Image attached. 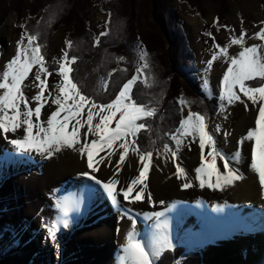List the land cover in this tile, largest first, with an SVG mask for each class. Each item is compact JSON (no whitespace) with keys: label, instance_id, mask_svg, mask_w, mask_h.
<instances>
[{"label":"rangeland","instance_id":"374dc122","mask_svg":"<svg viewBox=\"0 0 264 264\" xmlns=\"http://www.w3.org/2000/svg\"><path fill=\"white\" fill-rule=\"evenodd\" d=\"M37 1L41 0H0V41L2 42V44L0 43V48L3 50L0 54V71H2L4 64L15 55L17 41L20 40L22 32L25 31L24 28L20 27V25L25 26L30 24L33 25V28H43L42 32L39 31V38L44 44L43 52L46 53L45 61L58 64L61 61L63 52L65 50L68 52L69 48L65 45L66 40L71 41V44L74 45L73 37L76 38L77 35L80 36L81 33L84 34V29L87 28L90 33H94V36H99L101 32H104L106 28H108L109 23L113 19L114 29L117 30L120 25L122 26V24L126 25V27L121 31L122 33L116 32L117 37L121 38V36H124V40H122L119 46L117 45L111 47V49H113V53H116L115 57H113L115 65L112 68L109 66L110 70L109 68L107 69L109 70L108 73L111 72V76H113L116 70L125 71L126 68H128V65H131L136 69L141 64L138 59L137 46L146 49L150 58L149 68H147L146 71H149L154 67L155 71L158 72V75L164 77L166 75L168 78L167 81L171 82L170 91H168L167 95L168 104L171 103L172 105L169 104L170 107H173L174 105L178 108L179 115L178 118L173 121V130L167 131L166 133L175 132V129L179 126V120L182 117H187L189 111L197 113L195 111L197 109H192L191 105L197 104V108L198 106H202V101L208 104V111L204 113L207 124L206 130L214 134L217 146L225 153H234L236 151L234 148L239 145L238 141L240 140V137L246 134V129L248 127L254 126L255 109H253L251 101H248L242 93H239L241 101L247 103L248 110H245L244 103H241V101H235L230 105L227 101H224V108L223 110L220 109V101L217 99L219 94V81L223 78V72L227 70L228 62L222 57H219L213 62L210 71L206 72L205 69L206 62L211 58L213 53L217 51V49L214 48V43L221 47L226 44L229 45V56L238 54L241 50L240 46L231 45L230 38H239L242 30L245 33V46L261 43L259 39L254 38L253 34L258 32L261 26H264L261 23L264 22V0H72L70 5L68 4L66 6L67 14L62 15V17L57 20H55L56 18L48 19L42 12L39 10L36 11V9V13L34 15L26 14L28 11H25L23 16L20 15V17L18 14L13 12L12 7L15 5H21L24 9L25 7L31 8L40 3ZM109 3L114 9L113 15L106 11V4ZM55 5H57V2ZM77 13L78 19H75ZM81 15L85 18L84 20L79 18ZM32 17H35V19H32ZM106 21H109L107 25ZM224 22H228L229 25L223 26L221 23ZM172 36L175 37V40ZM75 41L80 43L77 39H75ZM24 43H27L26 39L24 40ZM185 47H187L186 51ZM73 49L75 52L80 53V50L76 49L74 46ZM70 53L71 52H68L69 57L71 56ZM174 55H176L179 60L177 68L173 66ZM169 56H171L172 65L170 63L168 65ZM119 57H123L124 59L119 60ZM85 60L86 57L82 59V63H84ZM184 61H186L187 64L183 66ZM163 62L167 63L163 64ZM127 63L129 64L127 65ZM46 66L48 67L47 64ZM182 66L185 75L179 70V67ZM35 71L36 68L34 67L22 86V91L25 97L30 101L31 97L38 91V89L34 86ZM50 73L51 74L48 76L46 83L50 89H54V86L60 82V77L57 71H52ZM151 75L152 72L150 71L148 74L149 80ZM187 75L193 80V83L189 81ZM108 77L109 76H105L104 74H99L97 80L103 85V82L107 81L108 85ZM205 79L209 82L208 85L204 84ZM138 80L147 81V76L145 75V71L143 69L142 74L138 77ZM209 92L211 93V98H209ZM194 93H199L200 95L203 94L205 97L201 96V101L197 103L194 101ZM55 94L56 92L53 90L52 95L54 96ZM181 97L186 101L183 106L177 103V99ZM206 98H209L210 100L207 101ZM30 107H34V103H30ZM54 109L55 106L53 105L51 110ZM49 113V106L48 104H45L42 108L41 119L44 120L46 118V114ZM172 115L173 114H170L169 112L167 117L171 118ZM154 116H156V114ZM247 120L248 122L251 121L250 125L246 124ZM113 123L115 124V121H113ZM217 125L220 127L219 133L215 132ZM155 129L156 128L154 126L151 130L154 132ZM225 132L227 133V136L224 135ZM6 135L8 139L16 138V136L19 135V130L16 134L9 133ZM1 137L0 157L6 159V162L3 163L0 160V200L5 203L7 202V207L0 214V229L3 230L0 232V264H53L52 262H57V259L60 257V253L56 246H58L63 252L62 258H64L66 255L65 252L68 250V247L65 246L67 240L75 237L78 238L82 235V230L90 226H98V224L104 220L99 217L92 219V216H95V214H101L93 208V205L88 210L83 209L80 204H76L67 216V219L69 220V227L64 228L66 233H64L61 237V244L56 245V241L55 243L52 242V244L49 243L47 233L45 230V233H43L42 230V227L45 225L41 227L38 224H35V221L37 222L38 218H34L41 214L44 215V218L48 217L49 220H52L53 217L57 218L60 216L57 208H55L54 212L50 214L49 210L52 204V198L61 191H63L64 196L65 193H69L72 187H74V191L77 194L80 184H82V182H86L87 180H77V178L72 175L68 177L67 181L64 179L63 181L61 180L58 182L53 188L51 196L50 194L45 193L44 190L38 189L40 196L45 199L44 203L47 204L46 206L36 205L32 210L35 213L33 212L34 214L31 216L32 218H29L25 208L28 207V204L35 205V196L30 188L40 184L41 181L46 182V177L48 178V175H44L41 179H25L24 177L29 175V170H31L32 173H35V171L41 172L42 169H44V165L47 164V161L40 159V157L37 158L35 155L32 156V154H21L15 152L12 145L4 139V136L2 135ZM167 137L170 139L169 135H167ZM150 142H154V140L151 139ZM248 143L250 147L251 142L248 141ZM2 144L4 147L1 146ZM160 147L161 148L156 149L140 148L141 151L153 152V156L149 160V164L151 163L152 166L155 167L156 171L162 172L163 174L167 169H170L172 172L176 170V165L178 164L183 167L188 174L194 172V170L189 171L188 169L194 164L192 159H199L200 156L198 137L183 138L182 144L177 152L175 162L173 161L171 152L165 154L163 152V145H160ZM170 148L175 150V146ZM114 149L115 153L111 157L113 165L115 164L117 153L119 152V149L115 145ZM207 150L208 149L206 147L205 155L207 154ZM131 155L136 154L133 153L130 148L129 153L126 154V160ZM136 159L138 161L136 170L133 175L129 176V178L139 175V169L143 166L139 162L138 158ZM105 160H107L106 156ZM98 162V171L101 168H108L105 166L104 161ZM207 163L208 160L206 159V164ZM94 166H96V162H94ZM216 166L222 167V162L217 160ZM110 168L114 169V167ZM13 169H16V173ZM16 174H18L19 177L16 176ZM148 175L149 174H146V176ZM144 183L148 182L145 181ZM118 184H120V182ZM22 187H24V189L28 187L30 200L23 201L25 192L21 191ZM93 188H96V194H103L97 186L93 185ZM2 190L4 191L2 192ZM142 193V197H144V199L141 201V207L136 209L132 208L133 211L131 214L133 219L137 212L143 213L146 211L144 210L145 207H143L142 204L147 200L148 196H145L146 190ZM147 194L151 195L153 199V204H149L151 208H159L164 205L163 203H158L157 200L155 203L153 190H148ZM73 196V192H70L67 195V198L71 199L69 201L71 203L72 201L74 202L75 196ZM13 197H16L18 200L11 206V198ZM97 197L98 196L95 198ZM101 198L102 196L98 197L99 200ZM169 199L171 200V198ZM102 200L107 205V208L111 209L110 202L107 200L106 196H104V199ZM205 201V199H201V201H197V203L176 201V208L174 209L171 208V206H167L166 210L170 207L166 214L169 226L168 229L171 233L170 239L172 240L173 247H175V244H177L176 241L179 236L182 235L181 241L183 240L185 242L184 245L187 251L197 248L203 249L204 255H206L203 264H221L218 263L215 258H211L212 252H217V250H213L211 248V241L214 237H211L210 235L217 231V229L209 226L205 236L201 233V230L197 226L199 222H197L196 215L199 214L198 216L201 217L199 220H206V217H208L206 221L207 224H215L217 222H221L223 218L228 217L226 223L229 224L232 219L231 215L235 214V211H231L233 204L226 205L220 209L211 210ZM124 202L125 201L122 200V206L126 209L130 206V204L126 202V206L124 205ZM149 206L148 209H150ZM95 207H100V203L97 202ZM259 207L260 206H257L255 208L258 209ZM253 209L248 215L249 222H252V224H255L256 222L257 224L256 220L261 219L257 226H262L264 230V215L259 216L257 212L258 210ZM113 210L111 211V214L116 215ZM160 211L163 212L162 210ZM102 217L105 218V216ZM117 219H119V221L116 225H114L113 222H108V224H110L113 228L115 239L112 240L110 244L102 242L107 245L105 246V253H107L111 264H117V260L119 259L115 257V253L116 251H121V247L125 240V234L132 228L130 220L125 221L123 216L118 218L117 215L114 219H112V221L116 222ZM121 219L126 224L125 228L123 225H120L119 227ZM144 219L146 218L142 214L139 222ZM97 221L100 223H97ZM150 221L155 222V219ZM172 221L177 222L179 227H174ZM26 222L31 231L28 230ZM204 225L205 222L202 226L204 227ZM233 225L234 223L232 222L228 231H231V228L235 227ZM97 228L99 227H96V229ZM152 230L151 228H147L144 234L150 233ZM135 231H137L136 228ZM90 234L91 237L88 240V244L92 247H96L90 243L93 239L92 233ZM44 239L48 242V244H50V246H45ZM12 243L14 245H12ZM254 243L257 244L256 241ZM80 251L81 253L88 252L87 250H83V246H81ZM88 255L89 253H87V259L82 258L78 264H104L105 262H108V260H105L104 258H101L98 261H92L96 259H88ZM262 255L264 256V251L262 252ZM222 256L229 258V261H226V264H237V257L231 255L228 250L225 253H222ZM244 256L246 259V252ZM263 261V258L261 259L258 256L254 257L255 264H262Z\"/></svg>","mask_w":264,"mask_h":264},{"label":"snow or ice","instance_id":"6c2138e0","mask_svg":"<svg viewBox=\"0 0 264 264\" xmlns=\"http://www.w3.org/2000/svg\"><path fill=\"white\" fill-rule=\"evenodd\" d=\"M108 23L109 21H106V25ZM261 23L264 25V22ZM20 27L25 26L20 25ZM107 34L106 28L100 36ZM39 35V32L27 30L22 32L16 44L15 55L4 64L0 71V135H3L4 139L12 145L15 152L21 154L35 152L45 158H51L55 153L67 148L78 151L81 157L86 156V168L90 171H82L79 175L98 186L111 205L118 211H122L131 221L132 228L125 234L119 264H158L163 253L173 249L168 232V221L163 219L165 212L144 213L147 219L155 218V223L150 233L139 237L135 231L136 221L131 216L133 210L131 208L122 209L119 199L122 197L123 201L129 204L141 202L144 199L141 193L146 187L144 183L148 169L146 161L153 156L152 151L140 150L137 134L141 130L150 129L144 121L146 118L153 117L156 109L137 103L132 95L133 86L142 74V69L149 68L148 52L137 46L138 59L141 64L135 69L136 74L123 83L115 98L110 102L97 103L93 97L82 94L77 83L70 77L73 71L70 65L75 62L76 57H69L66 50L56 69L60 82L54 86V89L49 88L46 81L51 73L46 66L42 46L37 43ZM253 36L261 43L245 46L243 30L239 38H230V44L238 45L241 49L234 56L228 55L229 45L221 47L214 43L217 51L206 62L205 71H210L213 62L222 57L228 63L227 70L223 72V78L219 81L217 99L220 101V109L223 110L224 101H227L229 105L235 101H241L239 93L251 101L255 109L254 126L246 129V134L240 137L238 144H243L244 141L251 142L248 167L258 178L261 198L264 199V26H261ZM98 43L99 38H96L94 46ZM65 45L71 48V41L66 40ZM118 59L123 60L124 58L119 57ZM34 67L36 68L34 86L38 91L30 101L25 97L22 86ZM111 75L110 72L108 76L111 77ZM152 82L155 83L154 77H152ZM103 83L104 90L107 91V81ZM208 83L205 79L204 84L208 85ZM53 90L56 92L54 96L52 95ZM209 98H211L210 92ZM30 103H34V107H30ZM177 103L183 106L186 101L181 97L177 99ZM241 103L244 102L241 101ZM45 104H48L50 113L42 120V108ZM53 105L55 109L51 110ZM244 107L248 110L247 103H244ZM113 121H115V127L110 128L109 125ZM81 129L84 131L82 132ZM206 129V116L189 111L187 117L179 120V126L175 132L166 133L174 142L175 150L165 143L163 152L165 154L171 152L175 162L183 138L198 137L200 156L199 166L194 168V179L199 182L201 188L207 186L210 189L223 190L244 178L239 169L232 167L233 164L240 163L242 153L240 149L234 153H225L217 146L214 134ZM18 130L19 135L16 138L8 139L6 134H16ZM215 132H220L219 125ZM224 135L227 136V133L225 132ZM114 145L119 149L117 153L119 159L113 165L111 157L115 153ZM206 147L208 150L205 155ZM130 148L143 166L139 169V175L117 189L119 181L115 177L120 172L122 162L125 161ZM100 152H105L107 157V160L105 157H100V161H104L106 167L115 169L106 179L98 178L96 175L99 162H96L94 167V154ZM217 160L222 162V170L216 168ZM212 177H215L214 181ZM176 178L183 179L184 182L181 184L183 189L193 186L186 170L178 164L176 165ZM137 186L141 187L137 190ZM87 190L93 195L97 191L93 187ZM133 192L135 195H132ZM147 201L153 204L151 195H148ZM55 207L59 210L60 216L46 224L47 239L52 240L53 243L56 241L58 232L69 227L67 216L74 206L69 201L57 200ZM176 264H180V261Z\"/></svg>","mask_w":264,"mask_h":264},{"label":"bare ground","instance_id":"6f19581e","mask_svg":"<svg viewBox=\"0 0 264 264\" xmlns=\"http://www.w3.org/2000/svg\"><path fill=\"white\" fill-rule=\"evenodd\" d=\"M47 115L48 114H46V116ZM246 124L250 125L251 121L248 122V120H247ZM114 126H115L114 123L109 125L110 128H113ZM81 131L83 132L84 129H81ZM1 136L2 135H0V140H2ZM1 146L4 147L3 144ZM248 147H249L248 141H244L243 144H239L234 148L236 150L240 149L242 156H241L240 163L233 164L232 167L239 169L240 173L243 175L244 178L234 182V184L232 186H227V187L223 188V190H214V189L208 188L207 186L201 188L199 186V182L195 181V179H194V176H195L194 172L191 174L187 173L189 180L192 181V183H193V186L188 188V189H183L181 187V184L184 181H183V179H177L176 178V170L171 172L170 169H167L162 174V172L156 171L155 167H153L151 163L149 164V161H146L148 163L147 174H149V175L146 176V179H145V181L148 182V183H145V185H146V187H145V190H146L145 194L146 195L145 196H148L147 192H148V190L151 189V190H153V193H154L153 195L155 196V198L153 197L155 200V203H156V200L158 201V203H161V201H162L164 205H162V207H159V208H151L149 206L148 201L147 200L144 201L142 206L145 207L144 210H146V211H144L143 213L137 212L134 216V219L136 221L135 228L137 230L136 232L138 233V236L143 237L145 230L147 228H149V229L151 228V230H152L153 225L155 223L154 221H150L152 219L154 220L155 218H152V219L146 218L143 221L139 222L142 214L151 213L153 211H160V210H162L163 212L166 213L167 210L170 208L169 207L166 210L167 206H171V208H173V209L176 208V201L185 202V203H187V202L197 203V201L200 202L201 199H205L206 204L208 205V207L211 210L220 209V208L225 207L226 205L233 204L232 210H231L232 212L235 211V214L233 217V219H235V220L233 222H236L235 225H238L240 223H242V225L238 230L234 228L233 232L224 231L223 227H220V229L215 232V239H213L211 241V248L213 250H217V252H214V253L212 252L211 258H215L218 263L226 264V261H229V258L222 256V253H225L228 250L231 255H233L234 257H237V259H238L237 264H255L254 256L256 255V253L261 255L260 257L264 259L262 252H260L258 249V247L262 243H264V240H262L263 235H264L263 227L257 226L256 227V233H251L249 235H243L244 232H247L248 229L252 228L250 226L249 217H248L250 211L257 206H260L258 209L255 208L253 210H259L260 209L264 212V199L261 198V190H260L259 180L248 167V165L250 164V149H249L250 147L249 148ZM234 149H233V152H234ZM105 151H107V150H105ZM30 154H32V156L35 155L37 158L40 157V159L46 160L47 164L44 165V169H42L41 172L35 171V173H32L31 170H29V175L25 176L24 178L25 179H32V178H40L41 179L46 174L48 175V178L46 177V180H47L46 182L41 181L40 184L36 185L37 187L34 186V187L30 188L33 191L34 196H35V201H34L35 205H29L28 204L27 208L24 207L29 218L35 213L32 210H33V208H35L36 205L37 206H40V205L46 206V204H47V203H44L45 199L40 196L38 189L44 190L45 193H48L51 196L53 188L61 180L63 181L65 179L67 181L68 177H70L72 175H74V177L77 178V180L86 179L84 177H81L79 175V173L82 171H86V170L90 171L89 169L86 168V159H87V158H85L86 156L81 157V155L78 151H73L72 149H62L59 153H55L54 156L51 158H45V157H43V156H41L35 152L30 153ZM100 157H105V152H100L98 154H94V162L100 161ZM136 158H138L136 155H131L128 157L127 160L125 159V161L122 162L121 170L116 175V179L120 182V184L117 185V189H119V187L121 185L126 184L131 179V178H129V176L133 175L134 171L136 170V166H137V162H138ZM118 159H119V156L117 154L116 160H118ZM192 161L194 162V164L188 169L189 171H192V170H194L195 167L199 166V159L193 158ZM216 168L219 170H222L221 166H216ZM13 170H15V173H16V169H13ZM114 170L115 169L110 168V167L104 168V169L101 168L99 171H97L96 175L98 178L106 179L111 175V173ZM69 174H71V175H69ZM16 176H18V174H16ZM212 179L214 181L215 177H212ZM86 180H87L86 182H82V184H80V187H78L77 194L74 191V187H72L70 189L69 193L73 192L74 196L76 194V197H78L84 186L92 187L93 182L89 181L88 179H86ZM63 183H65V182H63ZM29 185H31V184H29ZM139 187H141V186H137V190ZM97 188H99V187L97 186ZM28 190H29L28 187L26 189H24V187H22V189H21V191L25 192V196L23 198V201L30 200L29 195H28ZM3 191L4 190H2V192ZM69 193H65L63 196V191H61L59 194H57L56 196H54L52 198V204L50 202V204H51V207L49 210L50 214H52L54 212V209L56 208L55 205H56L57 200H67V201L71 200L70 198L69 199L67 198V195ZM95 195L91 194L89 191H85L83 196H82L83 197L82 199H84V200L78 201V203H76V204H78V205L80 204L83 209H88V210L93 205V208L98 213H101V214H99V215L95 214V216H92V219L99 217V218H102L104 221L101 223L99 221H97V223H100V224H98V226H90V227H87L86 229L82 230L83 233L78 238L75 237V238H71V239L67 240V242L65 243V246L68 247V250H67V252H65L66 255L64 256V258H62L63 252L59 249L58 246H56L59 253H60V257L57 259V262H52L50 260L53 264H78V262L81 261L82 258L87 259V253H89L88 259H96V260H92V261H98L99 259L104 258L105 260H108V262H105V263L103 262L104 264H111V261H109V257L107 255V253H105V251H106L105 246H107L106 244H110L111 241L115 239V236L113 234V228L110 224H108V222H111V223L113 222L114 225L118 224L119 219H117L116 222L112 221V219H114V217L117 215H118V218L120 216H123L125 221H128L129 219H128L127 215L122 214L123 213L122 211H118V210L114 209V207L111 205V203H110L111 209L107 208V205L102 200V199H104V195H102V198L100 200L98 199V197L95 198L96 197ZM132 195H135V192H133ZM141 195H143V193H141ZM169 198H171L172 201ZM119 199L121 201V206H122L123 198L119 197ZM17 200L18 199H16V197L11 198V206ZM97 202L100 203V207L96 208L95 205L97 204ZM124 205L127 206L126 201L124 202ZM148 206L150 207V209H148ZM140 207H141V202H133L127 208L136 209V208H140ZM235 208H237V209H235ZM122 209H124L123 206H122ZM112 210L116 213V215L111 214ZM70 212L68 213V215L70 214ZM258 215L261 216V214H259V213H258ZM102 216H105V218H103ZM131 216H132V214H131ZM37 218H38V220H37V222L35 221V224H38L41 227L43 225H45V226H43L44 228H46L47 223H50L51 221H54L56 219V217L55 218L53 217L52 220H49L48 217L44 218L43 214L39 215L38 217H36L34 219H37ZM207 218L208 217H206V220H207ZM163 219H167V215H165V217ZM202 222H203V220H201V222H199L197 226L200 227L199 229H201V232H204L206 230L203 229ZM172 223H173L174 227H176V226L179 227V224L177 222L172 221ZM35 224H34V226H35ZM120 225H123L124 228L126 227V224L122 219L120 221L119 227H120ZM26 226H27L28 230L31 231L27 222H26ZM43 227H42L43 233H45V232L47 233V230L44 229ZM96 227H99V228L96 229ZM207 228H209V227H207ZM44 230H45V232H44ZM64 233H66L64 229H62L61 231L58 232L57 237H56V245L61 244V242H62L61 237L63 236ZM90 233H92V237H93V239L90 241V243L92 245L96 246L97 248L92 247L88 244V240L91 237ZM68 236H69V234H68ZM48 241L51 244L53 242L50 239H48ZM255 241L257 242V244L254 243ZM102 242H106V244H103ZM45 246H50V244H48V242L46 240H45ZM81 246H83V250H87L88 252H82L81 253V251H80ZM245 252L247 254L246 259L244 256ZM121 256H122V252L116 251L115 257L117 259H119ZM62 259H63V261H62ZM99 264H101V263H99ZM117 264H119V260H117Z\"/></svg>","mask_w":264,"mask_h":264},{"label":"trees","instance_id":"16d2710c","mask_svg":"<svg viewBox=\"0 0 264 264\" xmlns=\"http://www.w3.org/2000/svg\"><path fill=\"white\" fill-rule=\"evenodd\" d=\"M72 0H41L37 1L40 2L38 5L26 8L24 9L21 5H15L13 8V12L18 14L20 17L23 16L25 11H28L26 14L34 15L36 11L42 12L48 19L50 18H58L60 19L62 15L67 14L66 12V6L71 3ZM57 2V5L55 3ZM13 5V4H12ZM106 11L110 12V14L113 15L114 9L111 7L110 3L106 4ZM34 8V9H33ZM36 9V11H35ZM105 9V8H104ZM81 14V12L79 11ZM81 19L83 16H79ZM32 19H35V17H32ZM75 19H78V13L75 16ZM223 26H228V22L221 23ZM114 21L109 23L108 25V34L104 36H94V33L87 29H84V34L81 33L80 36L77 35L76 38H74V45L71 46V48L68 49V52H71L70 57H76V60L74 63H72L70 66L73 68V71L70 73V77L74 80V82L77 83L78 87L80 88L82 94L88 95L90 97H93L97 103H107L111 99L115 98V95L118 93L120 87H122L123 83H125L128 79L131 78V76L135 73V68L131 65H128V68L126 70H116L113 76L108 77L109 84L107 85V91L104 90V85L99 83L97 78L99 77V74H104L105 76H108V72L110 68H112L115 65V60L113 57H115L116 53H113V49H111L112 46H119V44L124 40V36L121 38L117 37V33H122L121 31L125 29L126 25L122 24L119 28L116 30L114 29ZM33 25H25L24 29L29 32H42L41 27L39 28H33ZM45 28V27H44ZM38 30V31H37ZM79 37V38H78ZM175 40V37L172 36ZM96 38H99V43L94 46V40ZM75 39L79 40L80 43H77ZM41 39L38 38L37 43H39L42 46V52L44 51V44L40 41ZM2 44V42L0 41ZM73 46L76 49L80 50L79 52H75L73 49ZM185 47V51H186ZM3 52V50L0 48V54ZM43 54L46 56V53L43 52ZM86 57V60L84 63H82V59ZM186 58V57H185ZM179 62L176 55L173 57V66L177 68V63ZM167 62H163V64H166ZM169 63L172 65L171 56H169L168 59V65ZM46 64L48 65V69L50 72H56V69L58 68V64H54L52 62L46 61ZM186 61H184V65H186ZM110 66V68H109ZM182 67H179V70L185 75L184 69ZM109 68V70H107ZM145 71V75L147 76V81L143 80H137V82L133 86V92L132 95L134 96V99L137 103L146 104L149 107L156 109V116H153L151 118H146L144 121L147 125L150 126V129L141 130L140 133L137 134V141L139 144V148L142 149H156L161 148L160 145H163L165 143H168L170 147H174V143L171 139H169L166 135L167 131L173 130V121L178 118V108L173 105V107H170L172 105L171 103L168 104L167 101V95L168 91H170V81H167L168 78L164 76L158 75V72L155 71V68L153 67L151 70L143 69ZM152 72L151 78L149 80L148 74L149 72ZM152 77L155 78V83L152 82ZM187 78L191 83H193V80L187 75ZM167 92V93H166ZM194 101L199 103L201 100V96L205 97L203 94L194 93ZM207 101H209V98H206ZM197 104H192V109L195 110L197 113L204 115L208 111V104L202 101V106H198L196 108ZM210 108V107H209ZM175 109V111H174ZM173 114L171 118H168L167 115ZM174 112V113H173ZM210 113V111H209ZM175 116V117H174ZM174 117V118H173ZM155 126V131L153 132L151 129ZM153 139L154 142H150V140ZM5 204L0 201V214L2 211H4ZM3 230L0 229V232ZM178 245L175 247V249H172L171 251H165L164 256L160 259L159 264H176L175 258L179 256L182 253V249L184 248L183 242L181 243V238H178ZM204 251H201V249H198L197 251L191 252L183 262L180 264H201L204 258Z\"/></svg>","mask_w":264,"mask_h":264}]
</instances>
